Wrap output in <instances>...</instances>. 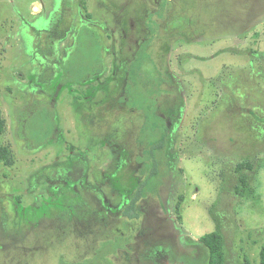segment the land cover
Here are the masks:
<instances>
[{
    "label": "rangeland",
    "instance_id": "obj_1",
    "mask_svg": "<svg viewBox=\"0 0 264 264\" xmlns=\"http://www.w3.org/2000/svg\"><path fill=\"white\" fill-rule=\"evenodd\" d=\"M0 111V264H259L264 0H0Z\"/></svg>",
    "mask_w": 264,
    "mask_h": 264
},
{
    "label": "trees",
    "instance_id": "obj_2",
    "mask_svg": "<svg viewBox=\"0 0 264 264\" xmlns=\"http://www.w3.org/2000/svg\"><path fill=\"white\" fill-rule=\"evenodd\" d=\"M138 62V61H137ZM136 63V60H135ZM85 79V78H83ZM131 91V90H130ZM131 92H134L132 90ZM141 107V104L137 106V108ZM141 109V108H140ZM146 117L148 120L151 119L149 114L146 112ZM6 129V124H5V119L3 118L1 111H0V137L2 134L5 132ZM160 129V128H158ZM164 131V132H163ZM159 132V135H158ZM157 135L153 137L154 139L156 138L157 143L156 147L162 146L163 141H164V136L166 130H162V137L160 138V135L162 134L160 130H158ZM4 158V153L0 151V159ZM242 164L238 165V169L241 167ZM246 165H249L246 163ZM241 182L244 184L245 183V177L241 176L240 177ZM145 185V181L139 182L133 193L130 195V198L128 202L122 207L121 212H120V217L128 220H133V219H138L139 218V212L137 210V204L141 198L142 195V188ZM198 240L207 248L209 258L207 264H224L225 261V250H224V241L221 236V234L217 231L205 233L201 235ZM244 264H251L250 261L245 258L244 259ZM259 264H264V245L261 246L260 251H259Z\"/></svg>",
    "mask_w": 264,
    "mask_h": 264
}]
</instances>
